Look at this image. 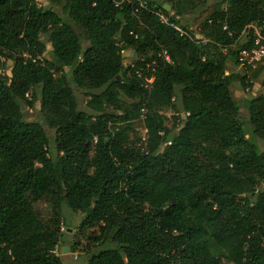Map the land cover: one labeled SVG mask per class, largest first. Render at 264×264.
<instances>
[{"label": "trees", "instance_id": "trees-1", "mask_svg": "<svg viewBox=\"0 0 264 264\" xmlns=\"http://www.w3.org/2000/svg\"><path fill=\"white\" fill-rule=\"evenodd\" d=\"M47 1L0 0V264H63L64 206L85 216L67 246L86 264H264V149L253 140H264V95L245 100L247 132L231 91L250 86L239 36L264 21V0H219L199 27L205 44L183 21L207 0H161L189 36L123 0ZM160 46L173 63L154 72L142 151L130 134L147 94L137 71ZM228 55L244 75L226 73ZM38 95L43 115L29 121L22 107Z\"/></svg>", "mask_w": 264, "mask_h": 264}, {"label": "rangeland", "instance_id": "rangeland-1", "mask_svg": "<svg viewBox=\"0 0 264 264\" xmlns=\"http://www.w3.org/2000/svg\"><path fill=\"white\" fill-rule=\"evenodd\" d=\"M156 2H161V0H155ZM219 0H207V2L195 10H190L185 18L184 23L187 24V26L194 30L196 33L199 31L200 24L202 20L211 14L216 6V3ZM39 6H47L49 5V2L47 0H39ZM58 10L61 11V8H58ZM41 39L46 43L47 50L45 52V57L50 58L51 57V50L52 45L47 39V35L42 34ZM84 45H87V43H84ZM131 49H126L124 51L125 54V62L130 63L132 62L131 54L129 53ZM12 62H8V66L11 67ZM226 73H240L244 75L246 72L243 69V66L240 63H237L233 56L228 55L227 63H226ZM69 73V72H68ZM247 74V80L250 83V86L247 89H243V87L238 82H232L231 84V91L232 96L235 101L239 102L242 106V113L241 115L244 118L245 121V127L247 132H250V124L248 122L249 116H248V110L245 105L246 99H252L259 95H264V62L260 63L257 68L255 69H249ZM76 95L78 97V101L80 104V107L85 109L87 101L90 99L89 97L85 96L80 90H76ZM119 97L122 100H126L128 102H136L139 101V98H129L126 94L120 92ZM32 98L31 96L27 98L28 101H30ZM33 105L30 106L27 102L23 105V110L25 113V118L29 121L39 119L40 116L43 115L41 110V101L40 96L38 95V98L36 100H33ZM164 113L169 118L166 120L167 124L171 126L176 122L174 117L172 116V111L170 109H165ZM142 124L139 122H136L134 124V130H130L131 139L136 140L139 137H141L143 129ZM45 127L47 128V132L50 136V142H49V154L55 158L57 156V148L55 144V131L48 127V122L45 121ZM253 140L258 144L260 149H264V140L260 139L259 137H253ZM35 208L39 215L43 216L44 218H47L51 214V207L45 203V202H37L35 204ZM62 214L63 218L66 220L64 225L62 226V230L65 232L64 235V242H66V245H71L73 241H81L82 234L78 235V229H80V224L84 219V215L80 212L74 211L73 209L64 206L62 208ZM62 242V244H64ZM81 244H84V240L82 239ZM79 245L80 248H82V245ZM74 251H68L66 253H63L62 249H59V255L62 257L63 264H86L88 261V257L82 254L81 250L79 248L73 249ZM75 252V253H74ZM76 254H78V257L76 258Z\"/></svg>", "mask_w": 264, "mask_h": 264}, {"label": "built area", "instance_id": "built-area-1", "mask_svg": "<svg viewBox=\"0 0 264 264\" xmlns=\"http://www.w3.org/2000/svg\"><path fill=\"white\" fill-rule=\"evenodd\" d=\"M132 4L134 12H138L139 9L149 10L150 12L157 15L161 22L166 23L170 26H173L176 30L179 31L180 35L189 36L188 33L180 26L179 23L172 20V17L175 16V19L182 22V18L179 15H175L174 11H171V6L167 3L164 5L160 2H151L150 0H123ZM167 6L170 8L167 9ZM212 20L209 19V22ZM225 30L228 29V26L225 24L223 27ZM134 34L135 38L139 37L138 33L133 31L130 32ZM194 40L205 44L208 42V39L204 36L199 35V33H195L193 37ZM239 39L246 42V46L242 47L238 51V60L241 63L247 64L251 68H257V66L264 62V21L262 23L251 22L245 26V28L241 31ZM223 52H227V47L223 48ZM133 54V53H132ZM159 59L161 61H159ZM162 62V63H160ZM173 63V59L168 52V50L164 47L160 46V50L157 53L156 57H153L147 64L141 66L137 71V77L140 81V86L146 90V100L143 102L142 107L140 108V115L137 119V122L142 125V135L139 137V140L136 142V146L141 148L142 151H146L149 144V136L147 133V128L145 126V120L148 113L147 102L150 97L151 88L153 85L154 72L164 66L165 64ZM29 96V93L26 94ZM189 114V113H187ZM171 141H165L164 146L170 145ZM134 146V145H133ZM59 249H56L55 252L59 254ZM78 254H76V258ZM218 264H239L233 260H230L226 257H221Z\"/></svg>", "mask_w": 264, "mask_h": 264}, {"label": "water", "instance_id": "water-1", "mask_svg": "<svg viewBox=\"0 0 264 264\" xmlns=\"http://www.w3.org/2000/svg\"><path fill=\"white\" fill-rule=\"evenodd\" d=\"M169 8H170V7L167 6V9H169ZM62 251H63V253L68 252V251H69V247H68L67 245H64V246L62 247Z\"/></svg>", "mask_w": 264, "mask_h": 264}, {"label": "crops", "instance_id": "crops-1", "mask_svg": "<svg viewBox=\"0 0 264 264\" xmlns=\"http://www.w3.org/2000/svg\"><path fill=\"white\" fill-rule=\"evenodd\" d=\"M129 53L132 55V52H131V50L129 51Z\"/></svg>", "mask_w": 264, "mask_h": 264}]
</instances>
